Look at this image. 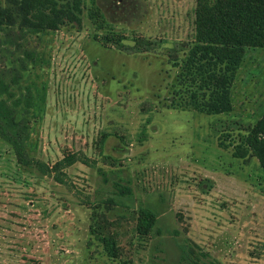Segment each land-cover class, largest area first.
I'll return each mask as SVG.
<instances>
[{"label":"rangeland","instance_id":"rangeland-1","mask_svg":"<svg viewBox=\"0 0 264 264\" xmlns=\"http://www.w3.org/2000/svg\"><path fill=\"white\" fill-rule=\"evenodd\" d=\"M112 1L86 0L75 29L0 37L7 79V64L28 68L15 90L34 99L29 157L49 167L77 157L45 174L19 165L0 137V264H264L263 173L219 145L264 114V50L248 52L231 113L183 111L172 103L180 83L169 54L187 53L196 0H126L139 6L132 14L114 12ZM107 36L158 47L131 54ZM143 209L157 217L148 235L136 230ZM96 211L117 231L120 259L91 236Z\"/></svg>","mask_w":264,"mask_h":264},{"label":"trees","instance_id":"trees-1","mask_svg":"<svg viewBox=\"0 0 264 264\" xmlns=\"http://www.w3.org/2000/svg\"><path fill=\"white\" fill-rule=\"evenodd\" d=\"M92 2L93 20L103 27L104 15L95 1ZM85 10L86 0H0V37L12 39L16 32L38 35L75 29L81 27ZM194 25V38L187 53L181 57L174 49L169 54L174 68L179 71L180 83L175 92L177 99L172 103L180 110H195L208 116L229 114L233 111L232 87L248 52L264 50V0H196ZM111 38L105 39L131 54L149 53L158 47L156 42L142 38L134 39L132 46L124 45L123 38L113 37L116 41ZM21 62L19 68L16 61L7 64L8 79L0 71V137L11 146L19 165L38 167L45 174L62 173L77 162L75 155L65 156L52 167L28 155V116L34 99L29 92L17 96L15 86L26 79L28 71L24 61ZM219 140L220 147L233 149L235 159L245 164L256 159L264 176V114L237 139L225 134ZM121 190L124 195L125 191L130 194L125 187ZM112 203L113 200L100 203L95 209L106 206L109 210ZM156 222L154 213L141 210L138 234L148 235ZM90 234L109 258L120 259L118 233L105 214L94 213Z\"/></svg>","mask_w":264,"mask_h":264},{"label":"flooded vegetation","instance_id":"flooded-vegetation-1","mask_svg":"<svg viewBox=\"0 0 264 264\" xmlns=\"http://www.w3.org/2000/svg\"><path fill=\"white\" fill-rule=\"evenodd\" d=\"M112 4H113V8L115 10L114 12H117V13L125 12L130 7V5H127V1L126 0H113ZM137 8L139 9L138 5L132 6L131 8H129V13L132 14L133 10H135V12L137 13L138 12Z\"/></svg>","mask_w":264,"mask_h":264}]
</instances>
